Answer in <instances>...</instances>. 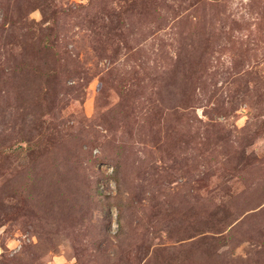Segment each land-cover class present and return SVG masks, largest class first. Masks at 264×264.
I'll use <instances>...</instances> for the list:
<instances>
[{
	"label": "rangeland",
	"instance_id": "rangeland-1",
	"mask_svg": "<svg viewBox=\"0 0 264 264\" xmlns=\"http://www.w3.org/2000/svg\"><path fill=\"white\" fill-rule=\"evenodd\" d=\"M0 264H264V0H0Z\"/></svg>",
	"mask_w": 264,
	"mask_h": 264
}]
</instances>
